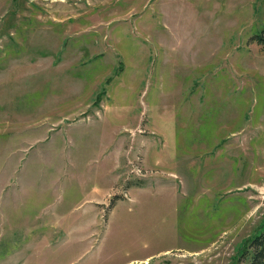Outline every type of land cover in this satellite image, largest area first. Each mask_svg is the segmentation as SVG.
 <instances>
[{
  "label": "rangeland",
  "instance_id": "rangeland-1",
  "mask_svg": "<svg viewBox=\"0 0 264 264\" xmlns=\"http://www.w3.org/2000/svg\"><path fill=\"white\" fill-rule=\"evenodd\" d=\"M263 224L264 0H0V264H247Z\"/></svg>",
  "mask_w": 264,
  "mask_h": 264
},
{
  "label": "trees",
  "instance_id": "trees-1",
  "mask_svg": "<svg viewBox=\"0 0 264 264\" xmlns=\"http://www.w3.org/2000/svg\"><path fill=\"white\" fill-rule=\"evenodd\" d=\"M260 40H263L261 38ZM242 257L247 264H264V224L243 246Z\"/></svg>",
  "mask_w": 264,
  "mask_h": 264
}]
</instances>
